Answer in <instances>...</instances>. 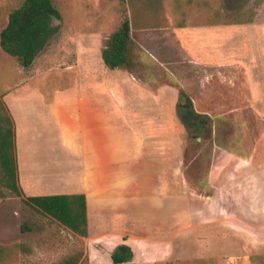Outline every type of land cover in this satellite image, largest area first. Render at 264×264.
Instances as JSON below:
<instances>
[{"label": "rangeland", "instance_id": "rangeland-1", "mask_svg": "<svg viewBox=\"0 0 264 264\" xmlns=\"http://www.w3.org/2000/svg\"><path fill=\"white\" fill-rule=\"evenodd\" d=\"M22 1L0 0V32ZM56 2L59 30L31 66L0 46V93L27 80L112 88L114 189L86 237L22 195L0 198L4 264H51L81 249L83 264H112L125 235L134 257L124 264H264V0ZM125 16L131 64L111 69L102 50ZM179 88L212 118L213 142L190 139Z\"/></svg>", "mask_w": 264, "mask_h": 264}, {"label": "crops", "instance_id": "crops-1", "mask_svg": "<svg viewBox=\"0 0 264 264\" xmlns=\"http://www.w3.org/2000/svg\"><path fill=\"white\" fill-rule=\"evenodd\" d=\"M4 95L16 122L19 179L24 194L84 193L92 235L93 229H98V218L91 212L96 203L104 207L114 189L112 88L88 82L51 88L27 80ZM14 250L20 251V257H32L28 248ZM9 260L3 255L0 264Z\"/></svg>", "mask_w": 264, "mask_h": 264}, {"label": "trees", "instance_id": "trees-1", "mask_svg": "<svg viewBox=\"0 0 264 264\" xmlns=\"http://www.w3.org/2000/svg\"><path fill=\"white\" fill-rule=\"evenodd\" d=\"M62 13L56 0H23L14 8L8 22L0 32V46L4 52L15 58L24 67L33 64L36 56L58 32L57 19ZM246 19L240 22H252ZM133 38L131 22L125 16L118 29L112 34L108 45L102 50V59L111 69L128 67L131 64ZM177 110L190 139L203 145L213 142V120L198 112L191 96L179 88ZM10 193L22 195L36 210L44 213L75 234L86 237L89 233L87 199L84 193L27 196L24 194L17 159V128L15 119L0 93V198ZM123 236L111 254L112 264H124L134 257V250ZM83 249L76 250L51 264H83ZM40 264V263H39Z\"/></svg>", "mask_w": 264, "mask_h": 264}]
</instances>
